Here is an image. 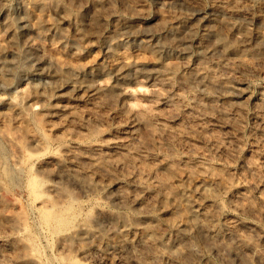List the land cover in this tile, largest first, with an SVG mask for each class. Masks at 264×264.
<instances>
[{"label": "rangeland", "instance_id": "374dc122", "mask_svg": "<svg viewBox=\"0 0 264 264\" xmlns=\"http://www.w3.org/2000/svg\"><path fill=\"white\" fill-rule=\"evenodd\" d=\"M62 4L0 0V264H173L190 204L187 264H264V0Z\"/></svg>", "mask_w": 264, "mask_h": 264}, {"label": "bare ground", "instance_id": "6f19581e", "mask_svg": "<svg viewBox=\"0 0 264 264\" xmlns=\"http://www.w3.org/2000/svg\"><path fill=\"white\" fill-rule=\"evenodd\" d=\"M35 1L44 5V6L55 7V8L63 7L62 0H35ZM102 1H104V0H94V3L99 4ZM66 11L68 13H70L71 8L66 7ZM222 43H223V45L228 44L225 40H223ZM129 65H130V62L124 61L121 64V66L119 67L120 72L123 73V71H124V70H122L123 67L129 66ZM193 78H200L201 79V76H199L196 73V74H193ZM108 86H109V84L98 83L99 89H104L105 87H108ZM26 89H27V87L20 88L19 93L24 94L26 92ZM145 90L146 89L143 85H139L136 88H133V87L126 88L125 92L127 94H130V95H135L137 92H144ZM1 99H2V97H0V100ZM65 164L66 165H72L71 163L67 162L66 160H65ZM70 170H71L70 173L73 174V176L77 179L80 175H86L89 173L88 169H86L85 167L70 168ZM108 196L113 201H117V202H121V203H128V204H130L131 207H134L137 210V214L135 216V221L140 222V224L142 221H144L145 223L142 225L146 229L152 230L153 225H154L153 223L155 221L160 220V216L153 210L151 205L149 203H147L145 198L140 196L139 194L121 190V191H118L117 193L109 192ZM111 215L114 216V219L118 223H126V221H127V219L125 218L126 216L124 217L123 215H119V214H111ZM49 217L50 216L48 215L47 219H50ZM201 221H202V219L199 216L198 208H195V204H190L188 206V224L186 225V228L181 231V233L184 237V240H186L185 244H184V251L182 250V240L180 238H177L176 240L170 242V244L168 243V246L170 248H172L171 252L173 253L172 254L173 264H177V263L187 264L188 262H190V259L188 258V256L192 255V254H196V252H197L196 244L191 240L192 230L194 227H197L198 225H203L204 222H203V224H201ZM168 223L170 224V226H173V227L178 226V222L176 219L169 220ZM228 229H229V231L227 233V236H228L229 241H227L225 243V248L228 250V253L242 257L243 252H245L244 251L245 250L244 249V242H245L244 236L245 235L243 236V233H241L237 229V224L229 225ZM93 234H94V232L91 229H86L84 235L91 236ZM70 237H72V236H70ZM246 239L248 240V238H246ZM248 241H246V243ZM247 244L252 245V243H247ZM213 248L216 249L218 252H221V249H222L220 246H217L215 244L213 245ZM248 248H249V246H248ZM256 252H257V250H256ZM221 254H222L221 257L223 259H226V257H227L226 253L221 252ZM152 258H153L154 264H158V262H157L158 258H156L155 256H153Z\"/></svg>", "mask_w": 264, "mask_h": 264}]
</instances>
